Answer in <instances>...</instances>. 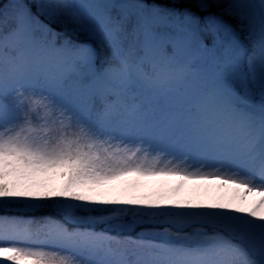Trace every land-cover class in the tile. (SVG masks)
<instances>
[{"label":"snow or ice","instance_id":"obj_1","mask_svg":"<svg viewBox=\"0 0 264 264\" xmlns=\"http://www.w3.org/2000/svg\"><path fill=\"white\" fill-rule=\"evenodd\" d=\"M0 264H264V0H0Z\"/></svg>","mask_w":264,"mask_h":264}]
</instances>
